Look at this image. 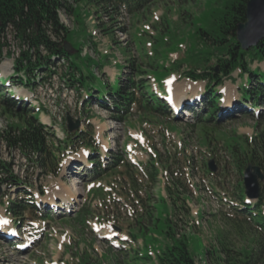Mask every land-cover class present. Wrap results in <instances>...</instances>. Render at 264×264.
I'll return each instance as SVG.
<instances>
[{"label": "rangeland", "instance_id": "rangeland-1", "mask_svg": "<svg viewBox=\"0 0 264 264\" xmlns=\"http://www.w3.org/2000/svg\"><path fill=\"white\" fill-rule=\"evenodd\" d=\"M231 1L232 0H161L158 5L151 8V11L139 16H121L106 12L96 15V9L88 8L87 6L82 7L83 15L89 10L91 11V17L85 20V28H87L88 35L92 37L85 47L88 48V53L86 54L95 61L98 59V54L109 58L104 68V73L106 75L102 78L107 84L114 85L115 78L120 77L122 82L128 85L130 78L134 74L133 68L131 67L132 63H134L133 65H143V68L147 70L150 69L149 65H146L148 59L146 60L142 52L152 55L153 51L148 50L149 47H151L158 54L157 60L160 67L151 70V72H149V77L159 86L164 87L165 76L167 75L165 67L171 65L175 58H189L193 54L199 53V49H202L203 41L200 37L201 34L197 33V30L200 28L206 30L213 28L216 22H218V13L221 9L226 8ZM58 16L67 29L73 31L74 35L72 42L76 43L77 40H80L81 38H79L77 34L80 33L82 25H78L76 21H74V18L64 10L60 11ZM99 18H102L105 27L110 29V32L115 30L111 34L112 36L110 34L104 35L101 29L98 28L99 21L101 20ZM147 25L151 26L153 30H146L145 26ZM122 27L126 28L127 39H129V47H127L129 48V53L126 55L121 53L124 47L121 39L124 37L118 33V30ZM113 38L115 42L112 40ZM7 41L9 47L5 50V54L11 51L13 56H6L4 60L0 62V75L3 77L14 75L13 62L17 59V56L21 55V52L24 51L23 45L19 44L20 41L15 39L13 35L10 34L7 37ZM119 42H121V44ZM139 43H144L142 52L141 50L136 52V48H140ZM209 43H211V41H209ZM25 49H28L27 46ZM44 54L45 53H42V55ZM217 57L211 61L209 64L210 67H216L219 64L216 61ZM247 61L249 62L248 67L251 71L258 70L259 73L264 72L263 62ZM67 66L68 65L63 63L60 65L56 63L55 67H52L54 73L44 75L45 81H43L44 84H42V89L40 90L36 89L35 91H30L27 87L18 83L20 82L19 78H14L12 80L13 82L5 89L0 87V136L6 132L9 125L17 123L15 119L4 114L2 109L4 108L3 101L12 98L9 96V93L12 91L16 101H18L16 97L19 99L23 97L29 99L31 93L38 95L46 108V113L41 114L40 120L43 118V121L47 122V117L44 116H48L49 114L51 115L50 120H52L53 126L56 127V125L60 124L59 119L61 118L63 122L60 125V129L66 134V130H63L66 127L64 118H66L67 114H70L74 119H81V130L86 131L90 128V131L95 135V139L98 140L100 148L104 144L102 141L115 138L119 146V151L116 154L122 155V149L126 148L124 146L127 145L130 140L132 144L137 145L136 151L131 153L130 158L134 159L137 157V159L143 161L144 164L150 162L151 158H153L148 152L149 150H153L154 154L161 156L163 160V162L160 163L161 166L170 163L173 167L172 173L174 176L186 186H189V192L193 199L190 204L193 206L192 218L195 220V218L199 216L197 215L198 212L205 215L203 221L196 222L195 220V222H190V227L182 220L183 223L179 228L180 234H186L191 237V251L196 258L197 264H214V257L210 255L221 233L220 229H227L228 220L240 221L241 218L238 216L237 212L233 210V207L228 204L227 200L224 202L216 201V196L211 191L212 185L216 190H219L218 192L221 196H223L224 192H228L231 196H234L238 192V190H236L237 186L239 184L243 185L242 173L244 170L241 171L239 166L235 164V161L230 155L231 152L228 150V145L232 140L238 137L251 138L254 137L256 133L259 134L261 131L264 132V100H262V103L256 111L259 112L258 116L255 117L253 113H251L248 120H242L244 114L248 113V110L242 112V107H239L237 104L232 117L221 120L218 125L212 124L209 121H204L202 123L198 122V116L202 110L201 107L196 105L198 102L193 104L195 105V109L194 113L191 114L192 118L186 117L184 113H180L178 116L172 115V113L166 115L161 113L149 114L146 113L145 110L139 111L137 107H134L132 113L127 116L125 120H120V117H118L120 115L106 108H100L101 116H97L89 108L85 110V107L82 106V102L83 99L86 98V94L84 90L78 87L73 89L70 83L66 82L71 78L69 69L66 68ZM187 70L186 65H184L179 73L170 76H174L176 79L174 84L175 88L178 86L177 89L184 91V93H186L184 94L186 100L189 101L188 96L191 95L192 98H194L204 93L203 91L205 90L204 87H206V83H194L184 78L182 75ZM95 73L99 74L97 70H95ZM238 73V71L233 73L231 79L225 80L224 84L218 87L221 92L224 93V98H226L227 94H230L229 97L232 95L230 101L238 98L237 93L240 92L239 89L247 78V74L241 77ZM146 77H148V75H146ZM145 80L149 81L147 78ZM156 83L150 80L149 85L153 92H155V89L156 92H158L157 89H159V86ZM2 90L4 92H1ZM30 99L32 100L33 98ZM24 105H26L23 106L25 109H30V107L33 106L31 101H28V103ZM246 105L247 107H251L250 102ZM196 107H198V109ZM202 107L206 108V105H202ZM54 112H56V115H54ZM162 112L165 111L162 110ZM100 119L102 121H100ZM257 122H260L259 128L255 125ZM172 124L177 125V132L172 130ZM50 130V133L55 134V139H58L57 135L63 138V135L57 134L55 129H53L54 131L52 129ZM55 139L53 137V142L56 144ZM70 152L69 150L67 151L68 155L65 157V165L70 166L71 163L74 162L76 169H80L81 171H73H75V173H80L84 178L88 172L82 171V166L78 168V166L83 163V160L86 159L84 148H80L75 156L70 155ZM186 160H189V163H186ZM210 160H214L217 167V173L213 175L207 173L206 164ZM3 163L9 164L13 173L20 176L25 182L30 183L31 185L29 186H34L35 188L39 187L46 192L47 198L50 199V203L54 205L56 210V213L53 215V218L57 221L56 223L71 227L75 226L71 220H73L74 213L77 212V210L74 209L77 208L74 207L72 209L73 211L64 208L60 209L58 206L60 203L56 202L60 198H53L55 194L65 192L67 187H72L73 180L64 182V180L59 177L40 176L38 170L33 167L32 164L24 160L18 150L6 148L5 142L0 141V164ZM130 172L126 161L119 168L112 169V171L105 175L100 181V183L106 185L105 187L111 188V191H105V187L104 189L100 188L98 189L97 195L100 193V195L103 194V196L107 198L109 194L113 193L116 195L119 188L124 184V178H127ZM132 174L135 175V178L142 183L144 187L148 188L150 186L144 174L140 173L138 170H132ZM0 178L4 182L2 186L0 185V194L4 195L3 200H5V202L8 198L16 200L15 198H17V195L18 198H22L23 193L20 194L22 190L14 189L11 183H6V180H10V175L2 169H0ZM83 178L78 179L82 180ZM158 189V193L164 198L165 185L163 182H159ZM87 190V186H84L79 197L84 198L83 196L87 194ZM32 193L35 194V196H33L36 198L39 196L36 190L32 191ZM27 197H25V199H27ZM100 197L102 198V196ZM113 198L119 199L121 197L116 195V197ZM197 201H199V203ZM81 202L82 199L79 198V203L77 205L81 206ZM125 202H117L115 204L116 206L113 205L111 208L119 212L120 218L123 217L125 219V227L126 230H128V224H135L136 222H131L129 220L128 214L131 213L132 210L131 208H124L126 205ZM157 206L162 209L161 203H158ZM114 209L113 212H115ZM103 211L106 217H112L111 212H107L105 209ZM5 212L6 209L0 205V218L10 223V217ZM80 212L81 211H79L78 214ZM69 214L70 216H65ZM34 217L35 216L28 213L24 215V218L34 219ZM48 219L51 220L52 218L49 216ZM80 219L81 215L79 214L77 216V221L79 222ZM21 235L22 238L25 239V233H21ZM139 237L147 239V244L149 245H156L154 241L155 237L149 233L140 235ZM256 238L258 240L256 241L257 243L253 242L252 245H248L247 243L236 241V247L232 248L238 251L242 250L243 247L253 248V254L258 255V257L261 256L258 264H264V233H258ZM12 243H5L0 240V264H46V262H58V264H62V261L68 260L67 257L63 255L62 251H60L58 245H56L57 240L54 241L55 246L53 251H49V248L42 244V246L24 254H20L16 251L11 252L13 250L11 247L18 243V241L15 240ZM83 243L88 244L87 241H81V246L79 248L84 247ZM146 250H144L143 253L146 252ZM139 252V249L134 245L132 249L129 248V253L132 258L138 259L139 264H151L150 262L139 259Z\"/></svg>", "mask_w": 264, "mask_h": 264}, {"label": "trees", "instance_id": "trees-1", "mask_svg": "<svg viewBox=\"0 0 264 264\" xmlns=\"http://www.w3.org/2000/svg\"><path fill=\"white\" fill-rule=\"evenodd\" d=\"M249 0H232L226 8H223L218 13V22L213 28L197 30L201 34L203 48L199 53L193 54L189 58H184L181 61H176L171 68H165L167 75L169 73H178L182 66L186 64L188 70L184 76L192 81H205L207 83L206 99L208 113L205 116H200L199 122H204V119L212 122L215 113L219 110L218 101L219 90L216 88L223 83L225 78L231 77L232 73L239 70L242 74H249L256 78V88L249 87L251 79L247 81L246 86H242V100L252 102L255 108L261 104L264 98V74L257 71L253 72L248 68L250 61H264V40L259 42L256 48H252L245 52L240 48L236 39L237 26L246 20V6ZM160 2V0H0V62L3 60L4 48L8 45L6 31L10 29L15 33L14 38L19 40L23 46H27V51H22L21 56L15 60V69L17 73L24 72L27 75L26 86L35 87L36 83L31 82L35 71L43 73H52L50 67L54 65L53 57L58 59H66L69 62L67 67L70 72V82L73 88L78 85L86 90L87 106L96 101L103 108L113 109L119 115H129L134 103H138L140 107H145L151 111H160V107L167 109L164 101H161L157 96L150 92L148 82L143 78L146 75L143 66L133 65V76L129 80L128 85H123L120 78H116L115 85H108L103 80L97 78L91 71L97 68L101 75L103 73L104 63L107 58L95 63L90 57H82L83 48L87 45L90 39L87 28H85V18L90 16V11L82 14V7L96 9V15L111 7L113 14H120L122 10L127 11L131 15H143L150 11L151 8ZM65 11L78 25H82V29L78 34L81 40H77L73 44V32L61 22L59 12ZM219 10V9H218ZM104 35L112 34L110 29H107L104 24L98 26ZM113 40V39H112ZM115 41V40H113ZM211 41V43H209ZM64 43H69L74 53L72 56L64 49ZM44 49L46 55H42L41 49ZM31 50H34L36 59L32 60ZM10 56V53L8 54ZM218 56V57H217ZM217 57L218 70L215 67H210L209 64ZM13 79V77H11ZM215 84V85H214ZM256 86V85H255ZM100 95V96H99ZM99 96V97H98ZM12 102V103H10ZM111 102L110 105H107ZM3 113L16 120V124L9 125L6 132L0 136V141H4L6 148L18 150L22 157L30 164L40 169V175H57L60 171L61 157L57 154L55 146L51 140V134L41 124L38 112L31 108L25 109L12 100L3 102ZM122 119V118H121ZM124 119V118H123ZM260 122H257L259 128ZM176 126V125H175ZM68 144L84 145L93 148L92 134L88 131L67 134ZM209 143V141H208ZM235 164L242 170L248 164L252 163L259 166L264 172V132L257 133L255 137L248 139L238 137L231 141L228 145ZM123 155V154H122ZM122 155L112 154L107 156L109 168H102V164L93 155L91 163L94 165L92 176L100 178L110 168H118L125 162ZM157 158V159H156ZM153 158L143 167V172L146 178L152 184L157 179L160 163L163 162L161 156ZM157 160V161H156ZM189 161V160H188ZM128 169L134 166L127 164ZM0 169L10 175V181L13 185H21V180L13 171L11 166L3 163L0 164ZM167 173L173 170L170 163L164 165ZM166 187V194L173 208L170 214V209L166 200L163 197L158 199L161 203V208L150 206L148 201L153 200L152 194H147L145 201H142L143 214L137 219V225H130L129 234L134 242L143 241V248L139 250V259L149 262L154 254L158 259V264H196L195 257L191 251V237L186 234H180V227L183 221L189 226L188 221L191 220V213L187 207V201L190 199L189 189L178 178L169 177ZM129 187L133 195L139 197L140 190L144 187L134 178V175H129ZM4 182L0 178V184ZM7 183V182H6ZM238 193L233 199L243 201L245 190L242 184L237 186ZM260 197L255 202L254 207L247 206L244 210H236L238 216L243 219L250 216L252 223L264 222V217L261 215V210L264 207V185L260 188ZM126 198H129L128 192H124ZM26 205H30L24 202ZM25 205L13 204L9 212L17 216H23L24 211L28 210ZM202 218V217H201ZM140 219V220H139ZM247 221V220H246ZM245 221V222H246ZM247 221H227V226L221 231L218 236V250L210 256L214 257V264H258L260 257L254 255L252 248L243 247L242 250L234 249L236 241L252 245L256 237L253 229ZM134 229L135 231H133ZM182 229V228H181ZM249 232V233H247ZM155 235L154 241L156 245L147 244V239H142L139 236L143 234ZM234 247V248H232ZM147 249V250H146ZM146 252L143 253V251ZM219 253V254H218ZM84 261V260H83ZM85 262V261H84ZM124 264H139L138 259L128 256L123 259ZM144 264V263H143Z\"/></svg>", "mask_w": 264, "mask_h": 264}, {"label": "water", "instance_id": "water-1", "mask_svg": "<svg viewBox=\"0 0 264 264\" xmlns=\"http://www.w3.org/2000/svg\"><path fill=\"white\" fill-rule=\"evenodd\" d=\"M246 20L237 26L236 38L240 47L247 51L264 40V0H249L246 6ZM68 50V47H66ZM68 132L76 131L80 128V121L73 122L70 115L67 116ZM211 161L208 166L213 172L216 167ZM260 182H264V174L260 167L249 164L244 172V184L246 194L249 198L259 197Z\"/></svg>", "mask_w": 264, "mask_h": 264}, {"label": "bare ground", "instance_id": "bare-ground-1", "mask_svg": "<svg viewBox=\"0 0 264 264\" xmlns=\"http://www.w3.org/2000/svg\"><path fill=\"white\" fill-rule=\"evenodd\" d=\"M178 88V86H176V88L174 89V92H175V97H176V100L178 101L179 99H181L182 98V96L184 95V94H186V93H184V91H181L180 89H177ZM186 91V90H185ZM229 95L230 94H228V99H227V101H226V105H229L230 104V100H231V96L229 97ZM190 97H192L191 95H190ZM107 143V142H106ZM106 143H104L105 145V148L108 146ZM84 162H86V161H84ZM74 189H75V191H74ZM80 193V188L79 187H77V188H75L74 186L68 191V190H66V192H65V194H67V196L65 195V197H63V202L64 203H71L72 201H74V200H76V194H79Z\"/></svg>", "mask_w": 264, "mask_h": 264}]
</instances>
